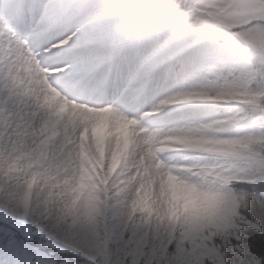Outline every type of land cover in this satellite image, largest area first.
Here are the masks:
<instances>
[{
  "label": "snow or ice",
  "instance_id": "1",
  "mask_svg": "<svg viewBox=\"0 0 264 264\" xmlns=\"http://www.w3.org/2000/svg\"><path fill=\"white\" fill-rule=\"evenodd\" d=\"M0 264H264V0H0Z\"/></svg>",
  "mask_w": 264,
  "mask_h": 264
},
{
  "label": "rangeland",
  "instance_id": "2",
  "mask_svg": "<svg viewBox=\"0 0 264 264\" xmlns=\"http://www.w3.org/2000/svg\"><path fill=\"white\" fill-rule=\"evenodd\" d=\"M171 155L175 156L177 159H179L180 154L178 153H172Z\"/></svg>",
  "mask_w": 264,
  "mask_h": 264
}]
</instances>
